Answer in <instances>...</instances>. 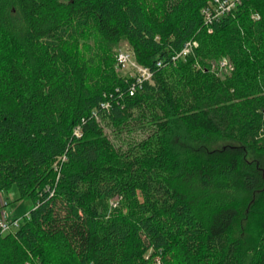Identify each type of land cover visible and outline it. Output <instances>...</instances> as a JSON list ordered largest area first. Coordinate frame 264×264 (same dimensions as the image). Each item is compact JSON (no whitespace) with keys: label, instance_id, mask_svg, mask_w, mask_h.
Here are the masks:
<instances>
[{"label":"trees","instance_id":"trees-1","mask_svg":"<svg viewBox=\"0 0 264 264\" xmlns=\"http://www.w3.org/2000/svg\"><path fill=\"white\" fill-rule=\"evenodd\" d=\"M210 1L0 0V196L33 204L0 264H264V0Z\"/></svg>","mask_w":264,"mask_h":264},{"label":"built area","instance_id":"built-area-1","mask_svg":"<svg viewBox=\"0 0 264 264\" xmlns=\"http://www.w3.org/2000/svg\"><path fill=\"white\" fill-rule=\"evenodd\" d=\"M239 3L240 0H212L201 9L202 18L205 23H209L220 15L230 11ZM196 46L197 44L193 40L185 42L182 48L171 57V62L175 63L178 60L184 59ZM161 65L160 62L156 63L157 67H160ZM115 68L117 71L125 69L126 72L121 76L126 75L132 79V84L128 90L129 95H133L135 90L139 88L144 81H149L152 77V72L148 68L139 65L135 61L131 51H120L115 54ZM213 69L217 70L218 73H227L230 69V64L223 58L218 62L213 63ZM100 106L104 109L107 108V104H101ZM73 134L79 136V128H74ZM62 161H64V156H61L53 163L54 171H59L60 163ZM24 217L28 218V213H25L20 217H9L8 214L2 210L0 212V235L16 229L19 226L21 219Z\"/></svg>","mask_w":264,"mask_h":264},{"label":"rangeland","instance_id":"rangeland-1","mask_svg":"<svg viewBox=\"0 0 264 264\" xmlns=\"http://www.w3.org/2000/svg\"><path fill=\"white\" fill-rule=\"evenodd\" d=\"M120 51H131V50L125 42H122L115 49V53L120 52ZM114 69L120 75H123L126 72L125 69H123L122 71H119V70L117 71L115 67ZM107 134H109L110 138L113 139V136L110 134V131L108 129H107ZM223 145H226V147L236 146L235 143L231 141H222L218 144L217 148H221ZM236 148L238 147L236 146ZM242 153H244V156L247 159H251L252 154L250 152L245 150ZM0 199L6 203V205L2 208V210H4L8 214L9 217H20L24 215L25 213H27L33 206L31 200L29 199L17 200V193L15 191H11L10 193L6 195L2 193V195L0 196ZM239 199L242 200L243 197L241 196L239 197ZM245 213H246V209L243 208L242 214L244 215ZM235 230H236V235L245 242V246L248 249L253 244L255 238L253 236L252 226L248 223L247 218L242 219L239 223H237ZM151 264H163L160 255H155L152 259Z\"/></svg>","mask_w":264,"mask_h":264}]
</instances>
